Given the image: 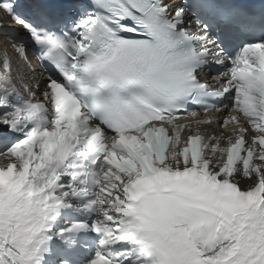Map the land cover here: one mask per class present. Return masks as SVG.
I'll list each match as a JSON object with an SVG mask.
<instances>
[{
	"label": "snow or ice",
	"instance_id": "obj_1",
	"mask_svg": "<svg viewBox=\"0 0 264 264\" xmlns=\"http://www.w3.org/2000/svg\"><path fill=\"white\" fill-rule=\"evenodd\" d=\"M0 13V264H264V0Z\"/></svg>",
	"mask_w": 264,
	"mask_h": 264
}]
</instances>
